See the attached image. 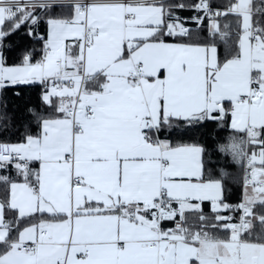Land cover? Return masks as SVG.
I'll return each instance as SVG.
<instances>
[{"label":"snow or ice","instance_id":"obj_1","mask_svg":"<svg viewBox=\"0 0 264 264\" xmlns=\"http://www.w3.org/2000/svg\"><path fill=\"white\" fill-rule=\"evenodd\" d=\"M24 29L40 58L9 64ZM25 85L47 112L0 143V264H264V0H0V97ZM209 123L239 203L202 145L161 138Z\"/></svg>","mask_w":264,"mask_h":264},{"label":"trees","instance_id":"obj_2","mask_svg":"<svg viewBox=\"0 0 264 264\" xmlns=\"http://www.w3.org/2000/svg\"><path fill=\"white\" fill-rule=\"evenodd\" d=\"M185 3H193L194 0H184ZM220 3L221 0H214ZM56 16H67L70 13L67 9H55L53 12ZM185 18L186 26L192 29L194 39L203 41L207 38V29L189 19L195 13L185 10L179 13ZM47 25L41 23L39 34L46 37ZM43 47L41 41L33 40L27 35V29L22 30L19 34L9 37L6 41L5 55L8 57V63H16L26 50H35L36 59L40 58V50ZM221 51L223 46L221 45ZM23 88V91H20ZM19 92V95H17ZM41 89L39 86L25 85L9 90L6 95L0 97V104H6V108L0 107V113L7 114V120H0V143H20L23 142L25 134H35L37 122L32 116L30 109L40 114H45L47 109L40 100ZM233 135L229 128L221 127L209 123L207 126H195L190 131L181 129L180 132L173 136L165 132L161 138H168L173 143H196L205 148L206 159L211 161L209 168L210 175L214 178L218 176L221 168L228 173L225 180V198L229 203L236 204L242 199V169L231 162L230 158L222 157L217 151L216 146L228 141ZM8 174V173H5ZM15 177V169L10 173ZM2 195V192H0ZM206 211H210V205L205 202Z\"/></svg>","mask_w":264,"mask_h":264},{"label":"crops","instance_id":"obj_3","mask_svg":"<svg viewBox=\"0 0 264 264\" xmlns=\"http://www.w3.org/2000/svg\"><path fill=\"white\" fill-rule=\"evenodd\" d=\"M46 33H47V31H46Z\"/></svg>","mask_w":264,"mask_h":264}]
</instances>
